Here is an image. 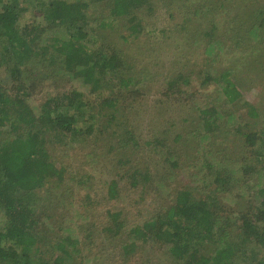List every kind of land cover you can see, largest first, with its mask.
<instances>
[{
    "label": "trees",
    "instance_id": "trees-1",
    "mask_svg": "<svg viewBox=\"0 0 264 264\" xmlns=\"http://www.w3.org/2000/svg\"><path fill=\"white\" fill-rule=\"evenodd\" d=\"M243 2L244 16L238 21L249 35L245 43L262 44L264 0ZM92 4L105 9L103 19L96 20L98 27L120 23L128 32L125 41L129 35L138 37L143 17L155 6L154 0H0V264H77L75 252L97 246V240L86 246L76 235L48 240L39 232V210L46 200L42 190L60 203L66 197L75 200V192L85 190L89 197L95 190L93 177L83 170L90 172L98 161L88 153L73 156L72 142L98 139L100 127L108 130L109 139L100 148L103 158L123 154L116 158L118 174L106 184L109 198L124 189L121 175L134 187L149 181L141 171L149 170L146 161L132 159L134 152L126 150L139 143L126 96L139 91H134L138 82L133 85V74L141 68L140 60L101 42L100 30L89 18ZM207 71L204 84H218L229 102L243 99L229 69L210 66ZM243 103L247 115L255 116L254 106ZM199 115L204 130L213 132L216 108H202ZM235 123L248 157H254L240 173L257 175L254 184L245 189L242 174L211 170L204 194L178 188L163 213L129 227L126 241L115 250L117 257H127L152 237L173 264H264V170H257L264 168V127L244 129ZM227 190L248 193L244 211L218 212L225 204L218 193ZM109 213V231L118 233L124 226L122 214Z\"/></svg>",
    "mask_w": 264,
    "mask_h": 264
},
{
    "label": "rangeland",
    "instance_id": "rangeland-1",
    "mask_svg": "<svg viewBox=\"0 0 264 264\" xmlns=\"http://www.w3.org/2000/svg\"><path fill=\"white\" fill-rule=\"evenodd\" d=\"M243 1L154 0V10L143 17L138 37L129 35L127 41L123 35L128 32L120 23L98 27L96 20H101L105 9L91 5L89 18L100 30L101 42L126 50V56L140 60L141 68L133 74V85L138 82L134 91H139L137 96L133 91L126 96L128 118L139 143L136 149L130 143L126 150L134 152L132 159L146 161L149 170L141 171L149 174V181L134 187L121 175L119 181L124 189L111 199L106 184L118 174L116 158L123 154L103 158L100 148L109 139L108 130L100 127V138L95 139V135L71 143L75 146L73 156L88 153L90 160L98 161L90 172L83 170L93 177L95 190L89 197L85 190L75 192V200L66 197L62 203L53 198L54 205L49 191L42 190L39 194L46 200L41 201L44 205L39 210V232L48 240L59 238L60 234L76 235L86 246L97 240L96 247L89 245L81 254L74 253L77 264H173L166 248L152 237L127 257H117L115 250L126 241L129 227L170 207L178 188L204 194L210 188L211 170L225 168L243 175L240 172L245 161L254 163L253 155L248 157L249 148L234 128L236 121L244 129L264 127V43H245L249 35L238 21L244 16ZM30 14L25 12V18ZM210 66L229 69L243 99L229 102L218 84H204L203 74ZM243 101L254 106L255 116L247 115ZM210 106L218 112V125L207 133L199 111ZM144 141L148 143L144 145ZM77 147L82 151L78 152ZM122 171L127 174L129 170ZM256 176L243 175L244 186H240H251ZM247 194L240 190L221 191L218 195L225 204L218 212L244 211ZM109 210L122 214L124 226L118 233L109 231Z\"/></svg>",
    "mask_w": 264,
    "mask_h": 264
}]
</instances>
